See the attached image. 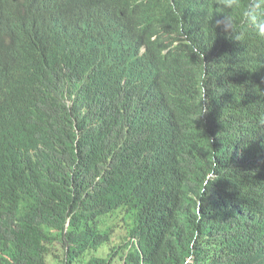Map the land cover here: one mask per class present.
Masks as SVG:
<instances>
[{
  "label": "trees",
  "instance_id": "obj_1",
  "mask_svg": "<svg viewBox=\"0 0 264 264\" xmlns=\"http://www.w3.org/2000/svg\"><path fill=\"white\" fill-rule=\"evenodd\" d=\"M212 4L0 0V264H264V42Z\"/></svg>",
  "mask_w": 264,
  "mask_h": 264
},
{
  "label": "clouds",
  "instance_id": "obj_2",
  "mask_svg": "<svg viewBox=\"0 0 264 264\" xmlns=\"http://www.w3.org/2000/svg\"><path fill=\"white\" fill-rule=\"evenodd\" d=\"M213 12L203 16L204 24L215 34L220 29L228 38L246 44L250 37L264 42V0H213ZM216 19L210 26L213 15ZM202 55L200 48L191 47L190 55Z\"/></svg>",
  "mask_w": 264,
  "mask_h": 264
},
{
  "label": "rangeland",
  "instance_id": "obj_3",
  "mask_svg": "<svg viewBox=\"0 0 264 264\" xmlns=\"http://www.w3.org/2000/svg\"><path fill=\"white\" fill-rule=\"evenodd\" d=\"M122 215L121 214H116L115 216H111L110 218H108V221L110 222L112 228L115 231H118L120 229H122L123 227V223L121 221ZM113 264H119V261L113 263Z\"/></svg>",
  "mask_w": 264,
  "mask_h": 264
},
{
  "label": "bare ground",
  "instance_id": "obj_4",
  "mask_svg": "<svg viewBox=\"0 0 264 264\" xmlns=\"http://www.w3.org/2000/svg\"><path fill=\"white\" fill-rule=\"evenodd\" d=\"M51 2V1H50ZM53 2V1H52ZM45 6V5H44ZM61 6V5H60ZM27 8V7H26ZM57 8V7H56ZM29 9V8H28ZM132 9V8H131ZM55 10V9H54ZM59 10V9H58ZM57 10V11H58ZM52 11V10H51ZM67 11V10H66ZM56 12V11H55ZM54 14V13H53ZM55 15V14H54ZM73 16V15H72ZM56 17V15H55ZM60 17V16H59ZM65 17V16H64ZM127 17V16H126ZM74 18V17H73ZM74 20V19H73ZM78 28V27H77ZM53 31V30H52ZM50 33V32H49ZM54 33V32H53ZM54 35V34H53ZM56 35V34H55ZM58 36V35H57ZM59 37V36H58ZM56 38V37H55ZM58 39V38H57ZM54 40V39H53ZM142 45V44H141ZM224 60V59H223ZM214 64V63H213ZM150 74V73H149ZM167 76V75H166ZM156 77V76H155ZM164 78V77H163ZM150 79V78H149ZM157 79V78H156ZM148 80V79H147ZM152 80V79H151ZM153 81V80H152ZM156 81V80H155ZM163 81V80H162Z\"/></svg>",
  "mask_w": 264,
  "mask_h": 264
}]
</instances>
